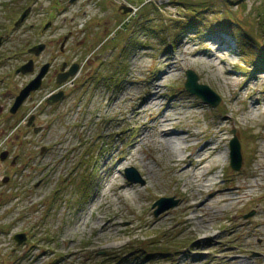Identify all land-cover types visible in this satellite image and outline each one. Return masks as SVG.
<instances>
[{"label": "rangeland", "instance_id": "374dc122", "mask_svg": "<svg viewBox=\"0 0 264 264\" xmlns=\"http://www.w3.org/2000/svg\"><path fill=\"white\" fill-rule=\"evenodd\" d=\"M41 44L38 56L29 52ZM215 46L222 52L212 64L190 55ZM261 51L264 0H0V264H193L199 212L187 205L194 194L208 200L205 241L217 243L202 249L197 264H230L220 257L224 245L264 264ZM165 59L174 67L161 83L159 106L135 117L168 70ZM30 60L33 71L18 73ZM46 64L39 89L11 113ZM75 64L76 73L58 84ZM189 69L219 95L216 107L186 90ZM61 91L62 99L47 102ZM163 106L179 118L177 134H200L179 153L180 165L216 142L202 176L215 177L214 184L197 189L156 143L134 145ZM234 137L239 170L231 167ZM129 152L134 158L121 163ZM129 167L143 184L127 180ZM112 174L121 187H133L130 194H114ZM218 189L227 192L213 195ZM162 197L178 203L156 216ZM99 217L114 221L110 232L101 231ZM20 233L26 241L18 245Z\"/></svg>", "mask_w": 264, "mask_h": 264}, {"label": "bare ground", "instance_id": "6f19581e", "mask_svg": "<svg viewBox=\"0 0 264 264\" xmlns=\"http://www.w3.org/2000/svg\"><path fill=\"white\" fill-rule=\"evenodd\" d=\"M65 9H61L60 13H63ZM21 32V30L17 31V33ZM15 35V34H14ZM222 52L218 47H214V50L209 53L207 51H192L190 55L194 58H199L200 55H205L207 57V62L209 64H212L214 61L213 59H219L218 52ZM223 58H220V61H222ZM164 63L166 65H169L168 70L165 72L164 76L159 79L158 84H156L152 88L151 92V98L149 100H142L141 105L139 107H135V117H140L144 115L146 111L149 109L156 108L159 106L161 102V97L158 96L159 90L161 87V83L168 77L172 76V71L174 65L170 64L168 59H165ZM125 95L127 94V91H124ZM118 101V100H117ZM116 102V101H115ZM256 103L260 104L259 99L256 100ZM166 108L164 112H158L157 114L152 116L151 122L143 125V132L140 135L138 140H135L133 143L134 145H140L144 144L147 141H153L158 145V148L161 150L160 155L165 156L168 160L173 162L175 165V172L180 175H189V180L193 181V184L197 187V189H202V187L210 186L215 183V177H212L210 179L208 178H202L203 172L205 170L204 163L207 161L208 156L210 153L215 151V141L207 142L205 143L202 148L196 152L191 153L192 159L189 160L186 164H179V161L183 160L184 157L179 154L182 152L185 148L193 146L194 143L188 144L189 140H195L198 139V136L200 135L198 132H193L190 130L186 131V136H182L177 134L175 129L172 127L175 123H177V120L179 119L176 116H169L168 111L171 110V107H165ZM226 157V152H220L219 156L217 157V160H224ZM134 158V155L132 152H129L128 155L123 157L121 160L123 163L124 161H128ZM153 159L155 160V156H153ZM198 172V173H197ZM151 173V172H150ZM152 174V173H151ZM116 175L112 174L108 185L115 183V186H113L114 194L122 195L124 193L130 194V190H133V187L130 185H123V187L118 184V182L115 181ZM192 187V184L189 185ZM238 191V188H237ZM226 189H218L214 192L213 195L216 194H224L226 193ZM192 203L188 204V209H194L199 213H195L193 219L198 220L196 221L197 225V238H195L194 241V247L193 250L190 251V256L193 257V264H197L199 261V256L202 255V249L205 248V246L213 247L217 243L214 239H210L208 242L205 240H208V234L209 229L207 228V218L203 216L205 206L207 205L208 200H199L197 197H195V194L191 197ZM100 199H98L97 202H99ZM198 214H200L198 216ZM99 217L95 220L96 224L101 227L102 232H110L111 227L114 225L113 220H106ZM258 224H255L252 232L257 233ZM235 231V230H234ZM236 232V231H235ZM216 235V234H215ZM225 248L221 250L220 257L222 259H225L230 264H250V257L248 254H244L246 252H242V257H238L237 254L238 250L234 248V246L224 245ZM243 251L240 249V253Z\"/></svg>", "mask_w": 264, "mask_h": 264}, {"label": "water", "instance_id": "95a60500", "mask_svg": "<svg viewBox=\"0 0 264 264\" xmlns=\"http://www.w3.org/2000/svg\"><path fill=\"white\" fill-rule=\"evenodd\" d=\"M26 13H24L21 18L24 17ZM45 45H36L32 47L29 52L33 53L35 56H38L42 50L44 49ZM64 66H62V70L64 69ZM49 68V65L46 64L41 67L39 73L20 91V93L16 96L15 101L13 103V106L10 108L11 113H16L18 108L22 105V103L26 100L29 95L39 89V87L42 84V79L44 75L47 73ZM34 69L33 67V61L30 60L26 64H24L22 67L17 69V72L27 73L32 72ZM77 71V65H73L67 72L61 73L58 75L57 82L58 84H61L64 82L69 76H73ZM186 82H185V88L187 91H189L191 94L197 95L199 98L203 100L206 104H209L213 107H216L220 102V97L217 95L209 86L205 84H201L198 81V75L193 70H187L186 72ZM63 92H59L53 96H51L49 99H47V102H57L63 97ZM32 119H30L29 123ZM37 132V129H35ZM230 148H231V167L234 170H239L241 167V147L238 139L234 137L230 141ZM7 152H3L1 155V159L4 160L7 157ZM125 175L128 181L131 183L139 182L141 184L144 183V180L139 175V173L132 167L125 169ZM178 203V200H175L174 198H166L162 197L160 198L155 204L154 207L156 208L155 215L158 216L162 212L168 210L169 208H172L176 206ZM252 214V213H251ZM249 214V215H251ZM15 240L18 245L24 243L26 241V235L24 233L16 234Z\"/></svg>", "mask_w": 264, "mask_h": 264}, {"label": "trees", "instance_id": "16d2710c", "mask_svg": "<svg viewBox=\"0 0 264 264\" xmlns=\"http://www.w3.org/2000/svg\"><path fill=\"white\" fill-rule=\"evenodd\" d=\"M113 34H114V32H112ZM112 35V34H111ZM110 38V39H109ZM108 39H106V42L108 41V40H112L113 41V39H111L112 38V36H110ZM260 55H259V57L261 56V58H260V60H258L256 63H258L261 67L262 66H264V51H261L260 53H259Z\"/></svg>", "mask_w": 264, "mask_h": 264}]
</instances>
